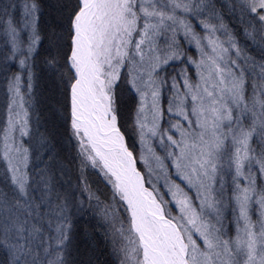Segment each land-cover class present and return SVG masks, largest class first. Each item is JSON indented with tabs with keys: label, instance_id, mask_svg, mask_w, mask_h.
<instances>
[{
	"label": "snow or ice",
	"instance_id": "snow-or-ice-1",
	"mask_svg": "<svg viewBox=\"0 0 264 264\" xmlns=\"http://www.w3.org/2000/svg\"><path fill=\"white\" fill-rule=\"evenodd\" d=\"M0 264H264V0H0Z\"/></svg>",
	"mask_w": 264,
	"mask_h": 264
}]
</instances>
